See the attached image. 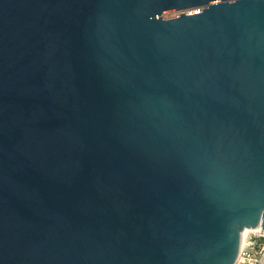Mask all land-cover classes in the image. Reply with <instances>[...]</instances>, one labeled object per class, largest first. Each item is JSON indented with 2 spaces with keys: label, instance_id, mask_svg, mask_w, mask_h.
Segmentation results:
<instances>
[{
  "label": "water",
  "instance_id": "95a60500",
  "mask_svg": "<svg viewBox=\"0 0 264 264\" xmlns=\"http://www.w3.org/2000/svg\"><path fill=\"white\" fill-rule=\"evenodd\" d=\"M255 228L264 0H0V264H234Z\"/></svg>",
  "mask_w": 264,
  "mask_h": 264
},
{
  "label": "built area",
  "instance_id": "2783aa9c",
  "mask_svg": "<svg viewBox=\"0 0 264 264\" xmlns=\"http://www.w3.org/2000/svg\"><path fill=\"white\" fill-rule=\"evenodd\" d=\"M234 264H264V230H248Z\"/></svg>",
  "mask_w": 264,
  "mask_h": 264
},
{
  "label": "rangeland",
  "instance_id": "374dc122",
  "mask_svg": "<svg viewBox=\"0 0 264 264\" xmlns=\"http://www.w3.org/2000/svg\"><path fill=\"white\" fill-rule=\"evenodd\" d=\"M199 8H201V7H192V8L186 9L185 11H175V12H170V13H166L164 16H167V17H169V16H174V15L179 14V13H181V12L194 11V10H197V9H199Z\"/></svg>",
  "mask_w": 264,
  "mask_h": 264
},
{
  "label": "bare ground",
  "instance_id": "6f19581e",
  "mask_svg": "<svg viewBox=\"0 0 264 264\" xmlns=\"http://www.w3.org/2000/svg\"><path fill=\"white\" fill-rule=\"evenodd\" d=\"M247 231H248V230H246V231L244 232V236H245V234L247 233ZM244 236H243V237H244Z\"/></svg>",
  "mask_w": 264,
  "mask_h": 264
}]
</instances>
